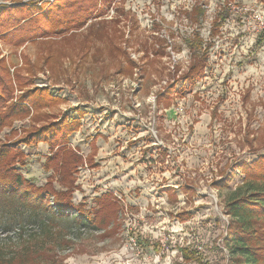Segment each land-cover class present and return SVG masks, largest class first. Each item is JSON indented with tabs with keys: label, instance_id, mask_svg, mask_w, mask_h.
<instances>
[{
	"label": "rangeland",
	"instance_id": "obj_1",
	"mask_svg": "<svg viewBox=\"0 0 264 264\" xmlns=\"http://www.w3.org/2000/svg\"><path fill=\"white\" fill-rule=\"evenodd\" d=\"M196 34L204 50L193 56L186 44ZM193 58L205 63L204 77L193 87L178 81L158 106ZM2 63L7 104L28 109L0 128L10 174L70 193L98 225L60 223L71 243L62 264H198L184 263L181 248L198 252L200 264L227 263L224 206L243 183L239 164L264 155V0H0ZM63 117L79 122L64 145L15 144ZM67 152L79 162L63 174ZM222 171L233 179L217 190ZM107 199L117 209L105 230ZM30 214L0 207L1 246L37 229Z\"/></svg>",
	"mask_w": 264,
	"mask_h": 264
},
{
	"label": "trees",
	"instance_id": "obj_2",
	"mask_svg": "<svg viewBox=\"0 0 264 264\" xmlns=\"http://www.w3.org/2000/svg\"><path fill=\"white\" fill-rule=\"evenodd\" d=\"M195 9L198 14L204 13L200 7ZM192 13L193 9L189 15L192 16ZM109 43V46L113 48V41L109 40ZM186 46L193 56L204 50L199 34H196L192 40H188ZM118 49L120 56L125 58L126 52ZM126 62L124 71L127 74H132V70L136 66L135 62L129 57H127ZM204 66V62L199 64L193 58L188 70L177 80H173L172 83L169 82L162 92L163 94L156 100L157 105L159 106L161 102L169 100L178 81L183 84L187 83L191 87L195 86L204 77ZM1 68L0 128L13 117L24 118L28 115L27 108L7 104L12 97V88H10L7 71L3 63ZM5 74L6 78L4 77ZM38 92L39 90L29 92L27 95L20 96L19 100L27 101ZM51 103L53 100L47 102V104ZM36 119L40 120L39 117ZM78 124L77 120L63 117L58 122L53 121L41 127L32 128L30 132H26L24 138L16 141L15 144L23 143L34 146L35 143L46 141L51 144V147L62 146L67 142L68 137L77 130ZM6 151L0 149V207L6 205L21 206L28 210L34 219L36 218L38 225L37 229L25 238L19 234L17 243L13 248L6 249L0 244V264H62V259L59 258L58 254L71 245L66 240L68 235L65 232L66 228L61 226L62 222L71 220L76 231L81 229L96 231L98 225L95 224L94 220L85 216V214L87 215L86 212L78 209L79 207L75 208L70 203V193H56L49 185L45 188H38L19 174H10L12 170L7 165L8 151ZM59 156L57 154V157ZM57 157L49 158L45 164L47 169L51 168V164L58 161ZM62 159V165L59 169L63 174L69 173V170H74L79 162V158L72 152L65 153ZM238 168L243 175V183L235 188L224 206V215L228 217V224L223 237V245L228 255L226 264H264V155L259 156L257 160L251 163L242 162ZM221 175L224 176L222 180L213 181V187L217 190L226 188L233 179V174L227 175L226 172L222 171ZM63 181L68 182L69 178H64ZM181 188L187 191L186 186ZM164 191L176 200L174 189L167 187ZM109 200H106L103 207L106 217L99 222H102V226L99 227L105 230L117 209L116 205ZM100 212H102L101 209L97 210L93 217L98 216ZM176 217L180 222H184L188 218L185 212ZM178 252L184 263L193 259L197 260L198 264L201 263L198 252L193 249L181 248Z\"/></svg>",
	"mask_w": 264,
	"mask_h": 264
}]
</instances>
